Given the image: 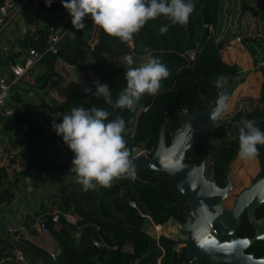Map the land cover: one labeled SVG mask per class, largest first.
I'll return each instance as SVG.
<instances>
[{"label":"trees","instance_id":"1","mask_svg":"<svg viewBox=\"0 0 264 264\" xmlns=\"http://www.w3.org/2000/svg\"><path fill=\"white\" fill-rule=\"evenodd\" d=\"M192 2L195 9L186 25H172L163 16L150 20L134 35L130 44L108 36L90 18L85 20V28L76 32L74 37L66 30L71 24L70 15L67 17L69 23L57 30L47 22L38 24L34 21L33 28L26 30L16 41L18 52L0 50V69L11 76L12 66L22 64L23 53L29 47L40 51L42 54L35 63L44 64L43 69L29 86L38 99L47 98L53 114L63 117L70 114L73 107L106 109L110 112L109 121L117 116L125 120L123 135L128 148L145 145L151 152L157 130L165 119L168 143L170 134L180 127V111L193 112L203 108L202 99L213 100L225 79L240 72V66L224 59L221 53L225 40L230 37L238 38L259 73L254 96L248 92L239 96L251 95L264 104V0ZM37 7L50 11L61 9L62 5L59 1L46 7L43 2ZM165 25L168 26L167 33L160 34L159 29ZM50 32L60 36L54 52L44 51ZM145 49L159 57L170 71V76L161 82V94H145L135 110L129 111L113 108L105 103L103 97L84 92L86 87L95 92L93 82L107 84L115 102L126 87L128 65L125 56L131 54L133 66H139L142 57L143 63L147 60ZM190 51L193 52L192 59L187 58ZM57 60L65 73L54 69ZM73 71H82L83 79H73L70 76ZM90 72L94 75L90 76ZM21 75L9 86L6 105L12 108V113L5 117L25 124L23 139L29 142L27 162L12 173L6 166H0V203L11 201L12 188L19 175H25L31 168V162L43 157L52 143L45 139V133L39 128L38 119L43 116V109L30 106L21 95L22 88L17 86V82L22 81ZM217 81H221L220 86ZM233 106L234 100L227 105L226 112ZM245 119L255 120L264 131L261 109L251 112L238 110L229 120L221 119L216 123L211 131L212 137L221 139L233 122L242 127ZM11 144L14 145L13 142ZM258 148L257 176L264 174V145ZM205 153L203 144L193 143L185 152V161L198 163ZM136 174L135 180L117 179L111 187L96 190L83 191L76 178L60 184L52 200L53 206L59 210L57 221H52L44 212L40 215L49 233H40L32 225L35 215L28 216L24 222L25 231L17 241L10 244L6 238H0V264H21L13 256L14 247L21 251L24 264H186L184 248L172 245V229L185 216L182 196L161 170L136 166ZM62 213L72 214L76 220L71 223ZM154 225H159V228L156 230Z\"/></svg>","mask_w":264,"mask_h":264},{"label":"clouds","instance_id":"2","mask_svg":"<svg viewBox=\"0 0 264 264\" xmlns=\"http://www.w3.org/2000/svg\"><path fill=\"white\" fill-rule=\"evenodd\" d=\"M44 2L46 7L52 4V0ZM61 4L69 13L74 29H84L85 19L90 18L105 34L129 44L150 20L163 16L172 25L183 26L189 22L195 9L192 0H61ZM159 31L166 34L168 26H162ZM145 52L147 60L139 66H133L131 54L125 56L128 65L126 87L115 102L107 84L93 82L95 92L87 87L84 92L103 97L105 103L113 108L129 111L135 110L145 94H161V82L170 76V71L159 57L153 56L148 49ZM217 84L220 86L221 81ZM226 110V98L222 97L211 110L209 119L214 124L223 118ZM109 116L108 110L95 106L73 107L70 114L63 116L61 123L53 124L56 134L62 136L63 142L74 154L70 170L76 174V182L83 191L111 187L116 179H136V165L123 135L125 120L117 116L109 121ZM238 132L239 157L255 159L259 155L258 146L264 145V131L260 130L255 120L245 119Z\"/></svg>","mask_w":264,"mask_h":264},{"label":"water","instance_id":"3","mask_svg":"<svg viewBox=\"0 0 264 264\" xmlns=\"http://www.w3.org/2000/svg\"><path fill=\"white\" fill-rule=\"evenodd\" d=\"M239 74L227 77L224 84L211 101L202 99L203 108L189 112H179L180 127L170 134L166 143L165 119L157 130V137L150 154H139L134 158L136 166L150 170H161L168 181L176 188L186 204L188 215L178 225L179 234L185 238L176 239L181 242L191 255L188 262L200 264L201 259H209L212 263L222 261L226 264H264V256L253 259L251 254H244L242 249L248 245L250 238L237 237L234 229L239 223L240 213L246 208L247 217L256 230L251 237L264 239V233L258 227L250 214L251 209L259 202H264V176L250 181V185L235 195L231 210H226L222 199L231 186L229 166H226L225 185L218 187L212 178L204 175L205 160L198 163L186 162L185 152L193 143L198 142L203 125L213 128L209 119L211 110L217 105L220 98L229 97L232 89L239 82ZM114 180L113 182H116ZM216 223L220 231L212 228Z\"/></svg>","mask_w":264,"mask_h":264},{"label":"crops","instance_id":"4","mask_svg":"<svg viewBox=\"0 0 264 264\" xmlns=\"http://www.w3.org/2000/svg\"><path fill=\"white\" fill-rule=\"evenodd\" d=\"M20 5H16V13L12 22L0 31V50L2 52H7L1 48L3 45L9 52H17L16 41L26 31L22 26H18L17 30L13 29V21H18L19 17L23 16ZM34 21L36 22L35 18L31 20L32 26L28 29L33 28ZM37 23L44 22L38 20ZM43 65L34 63L29 67L28 71L23 72L21 75L22 81H18L17 86L22 88L21 95L28 101L30 106L43 109V116L38 119L41 124L39 128L45 133V139L48 141L50 139L52 143H50L49 150L43 157L31 162V168L25 175H19L16 185L12 188L13 197L11 201L0 203V238L2 239L6 238L7 226H16L21 232L25 231L24 222L28 219V216L33 217L35 215L33 219L35 220L37 216H40L43 212L45 213L47 208L53 205L52 200L56 197L58 186L67 180L76 178V174L70 170L72 168V155L66 149L56 147L53 140V137L62 138V136L56 134L53 124L61 123L63 117L53 114V109L47 104V98L38 99L29 86L34 82V76L41 73ZM45 65L47 66V62H45ZM54 69H56V63ZM89 74L90 76L94 75L92 72ZM70 76L73 79H83V72L73 71ZM53 92L54 89L51 90V95ZM4 124L7 125L4 127ZM24 127V123H18L13 118L2 117L0 119V142L2 143L0 166H6L11 173L12 170L22 168L27 162L26 154L28 153L29 142L23 139ZM12 142L14 145L11 144ZM2 155L7 156L8 160H3ZM37 235L38 237L41 236L40 239L43 238L38 232Z\"/></svg>","mask_w":264,"mask_h":264},{"label":"rangeland","instance_id":"5","mask_svg":"<svg viewBox=\"0 0 264 264\" xmlns=\"http://www.w3.org/2000/svg\"><path fill=\"white\" fill-rule=\"evenodd\" d=\"M44 0H30L23 5H20V1H16L17 6H21L20 9L23 16L19 17V20L13 21V29L22 26L24 30H27L31 25V20L36 19V22H47L51 24L54 30L60 29L67 22V17L69 13L65 8L56 9L54 11H46L43 7H37L41 5ZM60 5L61 0H60ZM37 7V12H36ZM36 14V15H35ZM86 23V21H84ZM66 30L70 36L74 37L76 30L70 24ZM4 51L6 47L4 45L1 47ZM222 56L229 62H235L240 66L239 82L232 89L229 97L226 100L227 105L231 104L234 100V106L223 114L225 120H229L238 110L244 112L257 111L261 109L264 114V104L258 102L257 98L252 97L256 91L257 83L259 80L258 71L255 70L252 59L239 43L238 38L233 36L225 40L224 47L222 50ZM143 57L140 60V64L143 63ZM60 64V61H56V69L58 72H65ZM81 78V76H80ZM81 80V79H80ZM241 80V81H240ZM224 84V83H223ZM222 84V85H223ZM221 85V86H222ZM248 92L251 95H242V93ZM240 125L238 122H233L230 128L227 130L225 135L221 139H215L211 135L212 128L208 125H203L201 129V135L198 137V140L201 144L205 146L206 153L204 156L205 167L204 175L207 178H211L212 175L220 178L224 173L225 166H229L230 176L232 181H234L233 190L238 188V185L244 182H247V176L252 174L257 169L256 158L252 160L241 159L238 155L239 152V130ZM2 143L0 142V148ZM1 156V155H0ZM4 156V157H3ZM3 160H8V157L2 155ZM219 181L218 179H216ZM231 195H228L224 199V204L229 205V200ZM51 202V201H50ZM158 227V226H157Z\"/></svg>","mask_w":264,"mask_h":264},{"label":"built area","instance_id":"6","mask_svg":"<svg viewBox=\"0 0 264 264\" xmlns=\"http://www.w3.org/2000/svg\"><path fill=\"white\" fill-rule=\"evenodd\" d=\"M26 0H22V3H24ZM60 0H52V3H57ZM16 5L15 0H2L0 3V31L4 29L10 22H12L14 18V14L16 13ZM87 19V18H86ZM85 19V20H86ZM59 34L56 33H48L45 44H44V51H52L54 52L56 50V44L59 39ZM17 52L19 50V47H17ZM42 53L40 51H37L36 49L29 47L26 52L23 53L22 56V64H14L12 66V75L8 76L7 73H5L3 70H0V114L5 117L7 115H10L12 113V108L6 105V102L8 101V94H9V86L10 84L14 83L17 78L29 67H31L37 60V58L40 57ZM187 58L192 59L193 58V52L190 51L187 53ZM54 144L58 148H64L66 149L73 157L74 154L71 152V150L67 147V145L63 142V139L60 137H53ZM131 153V159L134 160V158L139 155L143 154L145 156L149 155L150 149L146 147L145 145H132L130 148H128ZM46 214L50 215V218L52 221H57L59 210L51 205L47 208ZM65 219L70 222H74L76 220V217L72 214L66 213L63 214ZM35 227L39 230L40 233L48 234L49 230L47 227V224L45 221L40 217L37 216L34 220ZM158 226V227H157ZM155 229L157 230L159 228V225H154ZM6 240L10 244L14 243L20 238L21 230H19L16 226H7L6 228ZM93 243H98V241H93ZM48 253L52 256L53 253L51 251H48ZM13 256L16 260L20 261L21 264H24L23 256L21 251L17 248H13Z\"/></svg>","mask_w":264,"mask_h":264},{"label":"flooded vegetation","instance_id":"7","mask_svg":"<svg viewBox=\"0 0 264 264\" xmlns=\"http://www.w3.org/2000/svg\"><path fill=\"white\" fill-rule=\"evenodd\" d=\"M198 142H199V140H198ZM204 167H205V165H204ZM258 170H259V167L257 165V169L252 174L247 176V182H244V183L240 182V184L238 185V188L236 190H233V191H232V188L234 187V181H232V179H231V186L228 189L226 196L222 199V204L226 210L232 209V207L234 205L235 195L237 193H239L242 189L247 188L250 185L251 180L254 181L257 178L264 176V174L257 176ZM225 173H226V166H225L224 173L222 174V176H220V178L215 177V175L211 176V178L214 180L215 185H217L218 187H223L225 185ZM229 176H230V171H229ZM230 178H231V176H230ZM216 179H218L219 181H217ZM228 195H231L230 196L231 199L229 200V205H225L223 201L225 198L228 197ZM184 212H185V216H184L183 220L180 221L172 229L174 241L177 238L178 239L185 238V236H186L184 234H179V232L177 231L178 225L181 222H183L185 217L188 215V212L186 211V204L184 207ZM250 214L252 215L253 220L258 224V227L261 230V232L264 233V202L261 201L257 205H255L251 209ZM212 228L216 231H220V228L216 223L212 224ZM255 230H256L255 226L251 222H249V219L247 217V209L244 208L240 213L239 223L236 226V228L234 229V234L237 237L246 236L247 238L251 239L250 242L248 243V245H246L242 249V252L244 254H251L253 259H257L261 256H264V239H262V238L252 239L251 238L254 235ZM174 241L172 243L173 246L176 245L177 247H183L184 248L185 255H186V264H196L195 262H188L191 255L187 254L184 244L181 242L174 243ZM200 264H226V263H224L222 261H218L217 263H212L209 259L203 258V259H201Z\"/></svg>","mask_w":264,"mask_h":264}]
</instances>
